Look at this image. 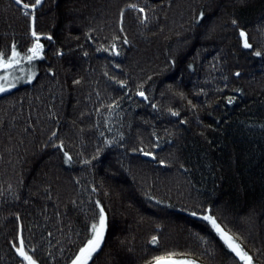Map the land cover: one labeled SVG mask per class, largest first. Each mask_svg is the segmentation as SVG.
Segmentation results:
<instances>
[{
    "label": "trees",
    "instance_id": "trees-1",
    "mask_svg": "<svg viewBox=\"0 0 264 264\" xmlns=\"http://www.w3.org/2000/svg\"><path fill=\"white\" fill-rule=\"evenodd\" d=\"M13 46L0 264L28 263L21 239L39 264H72L101 207L89 264H242L204 215L264 264V0H45L29 16L0 0V53Z\"/></svg>",
    "mask_w": 264,
    "mask_h": 264
},
{
    "label": "snow or ice",
    "instance_id": "snow-or-ice-1",
    "mask_svg": "<svg viewBox=\"0 0 264 264\" xmlns=\"http://www.w3.org/2000/svg\"><path fill=\"white\" fill-rule=\"evenodd\" d=\"M15 3L19 5L22 9V14L24 16H29L32 10H35L40 4L41 0H34V3H23L22 0H15ZM129 9L133 11H138L140 13H144L145 9L140 7L137 8V5L131 4L127 6ZM200 18H203V13H201ZM34 19V17H33ZM143 23V21H141ZM32 37L35 38V43L31 48H28L26 51L28 54H26L23 59L27 60L29 63L34 61L35 59L40 57L43 45L40 44L41 37L36 33L35 30L31 33ZM240 36H245V33L243 31L240 32ZM46 39L51 40L52 37L48 36ZM128 41L125 39L124 43H127ZM245 48H250L251 45L245 40V43L243 45ZM113 48L115 49V45H113ZM116 55H119V52L115 53ZM257 56H260V52L255 53ZM20 53L16 50L15 46H13L11 50V55H6L5 53H0V69H3L5 71V75L0 76V81H3V83H0V94L7 93L10 89L15 88L16 84L20 82V80H16L15 82H11L8 79V70H11L13 73L18 69L20 65ZM23 71V69H19ZM238 75V74H237ZM31 76H29V80H31ZM78 83V81H77ZM123 86V85H121ZM139 95L141 97H144V93L140 92ZM231 103V101H229ZM173 115H176V113H173ZM56 133H53V136H55ZM57 147L62 148L63 145H58ZM146 156H152L153 154L150 152L143 153ZM65 157H68V154L64 153ZM70 160V157H68ZM163 163V161H161ZM97 204L99 202L97 201ZM193 216H196V213H192ZM203 219L205 221H210L212 224V227L215 228L218 232H220L222 238H224L225 242L228 244V247L232 249L233 252L236 253L237 256L240 257L241 260L245 261V264H252V258L246 253L243 252L240 248V246L236 243H234L232 237L228 236L226 233H224L220 226L217 224L216 220L210 216V215H204ZM106 217L104 214L103 207L100 208L99 213V222L93 223L91 226L92 230V236L91 238L87 239L84 247H81L79 250V254L76 256V259L73 261V264H89V260L92 258L93 254L97 252V250L100 248L101 243L104 238L105 229H106ZM151 242L153 244L157 243V237L153 236ZM24 242L21 239L20 240V247L16 248V251L18 254L22 257H24L28 264H36V261L33 260L31 256H28L25 251L23 250ZM15 246V245H14ZM157 264H161V262L158 260ZM167 264H195L194 261H175L170 260L167 262Z\"/></svg>",
    "mask_w": 264,
    "mask_h": 264
},
{
    "label": "rangeland",
    "instance_id": "rangeland-1",
    "mask_svg": "<svg viewBox=\"0 0 264 264\" xmlns=\"http://www.w3.org/2000/svg\"><path fill=\"white\" fill-rule=\"evenodd\" d=\"M45 1V0H44ZM44 3V2H43ZM23 64H20L19 65V67H18V69H22V66ZM19 71L20 70H16V72H12L11 70H8V79H9V81H11V82H15L16 81V78L19 80ZM32 70H31V68H30V72L27 74L28 75V79H29V76H31L32 77ZM22 73H24V71H22ZM3 75H5V71L3 70V69H0V76H3ZM17 75H19L18 77H17ZM0 83H3V81H0ZM224 232V231H223ZM224 233H226V232H224ZM219 234H220V232H219ZM227 234V233H226ZM228 236H230V237H232L231 235H229V234H227ZM220 237L222 238V236H221V234H220ZM223 240H224V238H222ZM232 239H233V241H234V243H236V244H238L239 246H240V248H241V250L243 251V252H246L244 249H243V247L241 246V244L236 240V239H234L233 237H232ZM225 241V240H224ZM225 244L228 246V244L225 242ZM231 249V248H230ZM232 250V249H231ZM235 253V252H234ZM236 254V253H235ZM249 255V254H248ZM250 256V255H249ZM251 257V256H250ZM240 258V257H239ZM185 260H187V261H194L195 262V264H202V263H200V262H198V261H196V260H192V259H181V260H178V261H185ZM242 261V264H245V261H243V260H241ZM28 264V263H27ZM36 264H39V262L38 261H36ZM73 264V263H72ZM252 264H255V263H253V261H252Z\"/></svg>",
    "mask_w": 264,
    "mask_h": 264
},
{
    "label": "water",
    "instance_id": "water-1",
    "mask_svg": "<svg viewBox=\"0 0 264 264\" xmlns=\"http://www.w3.org/2000/svg\"><path fill=\"white\" fill-rule=\"evenodd\" d=\"M13 1L15 2V0H13ZM43 2H44V0H41V4H40L36 9H38V8L43 4ZM23 3H24V2H23ZM158 260L161 262V264H167L168 261H170V260H174V259H173V258H159V259L153 261V262L150 263V264H157V261H158Z\"/></svg>",
    "mask_w": 264,
    "mask_h": 264
}]
</instances>
